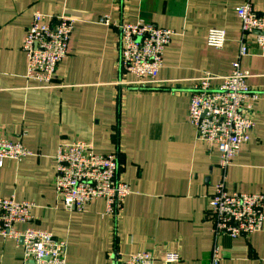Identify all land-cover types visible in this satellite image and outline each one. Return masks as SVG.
Segmentation results:
<instances>
[{"label":"crops","instance_id":"1","mask_svg":"<svg viewBox=\"0 0 264 264\" xmlns=\"http://www.w3.org/2000/svg\"><path fill=\"white\" fill-rule=\"evenodd\" d=\"M244 0H0V123L34 155L0 165V197L28 200L34 228L67 242V264H119L139 251L165 264L168 251L180 259L169 264H209L215 242L208 197L219 171L217 148L196 138L189 122L190 95L203 72L230 73L238 60L241 36L235 7ZM264 14V0H253ZM34 11L74 18L67 55L58 64L53 86L26 78L22 50ZM142 21L171 29L163 64L153 88L133 90L119 84V32L100 22ZM212 28L226 34L221 49L207 44ZM256 34L245 37L248 54L240 66L247 84L258 91L255 130L227 172L229 191L264 193V52ZM222 80L216 78L212 87ZM83 140L98 153L118 151V178L131 193L114 220L105 200L83 211L66 210L57 199L54 156L62 142ZM114 220V221H113ZM25 225L17 224V229ZM217 242V239H216ZM219 264H264V227L248 236L218 239ZM22 249L0 237V264H21Z\"/></svg>","mask_w":264,"mask_h":264},{"label":"built area","instance_id":"2","mask_svg":"<svg viewBox=\"0 0 264 264\" xmlns=\"http://www.w3.org/2000/svg\"><path fill=\"white\" fill-rule=\"evenodd\" d=\"M111 1L118 5L123 0ZM125 1L121 2L122 6ZM234 10L241 26L238 60L227 75L217 77L205 71L197 78L188 111L196 138L215 146L219 152V179L208 197L215 238L209 264H219L221 259L219 237L248 236L264 227V193L230 192L226 188L227 168L255 130L254 103L259 93L247 84L249 72L240 66V59L249 51L245 37L256 34L257 47L264 52V14L254 10L253 0H244ZM74 22L64 12L50 20L48 15L34 11L22 43L28 80L41 87L54 85V74L67 55ZM100 22L114 26L119 32L120 72L131 77L120 79L119 84L133 90L153 88L174 32L142 21H113L109 15L101 17ZM206 40L209 46L221 49L226 40L225 31L212 28ZM216 78L222 82L214 88L212 81ZM23 134L21 130L18 139H11L0 123V165L4 159L20 162L35 154L20 139ZM118 155V151L98 153L91 143L83 140L60 143L54 156V186L62 206L66 210L83 211L91 201L104 199L105 215L116 220L131 193L129 185L118 178ZM33 207L34 203L28 200L0 197V237L11 238L21 247V264H67V242L31 226ZM17 224L25 227L17 229ZM179 259V253L168 251L163 262L169 264ZM119 264H156V258L152 252L139 251L121 258Z\"/></svg>","mask_w":264,"mask_h":264},{"label":"rangeland","instance_id":"3","mask_svg":"<svg viewBox=\"0 0 264 264\" xmlns=\"http://www.w3.org/2000/svg\"><path fill=\"white\" fill-rule=\"evenodd\" d=\"M234 159V158H233ZM233 159H232V161H233ZM232 161H231V164H232ZM230 164V165H231ZM230 165H229V167H230ZM229 167L227 168V172H228V169H229ZM217 168H218V163H217ZM218 171H219V168H218ZM227 172H226V180H227ZM219 174H220V172H219ZM218 179H219V175H218ZM218 179H217V181H218ZM216 181V182H217ZM216 182H215V184H216ZM227 188V187H226ZM228 190V189H227ZM229 191V190H228ZM234 191H236V190H234ZM231 192V191H230ZM238 192H241V191H238ZM257 193H261V192H257Z\"/></svg>","mask_w":264,"mask_h":264}]
</instances>
